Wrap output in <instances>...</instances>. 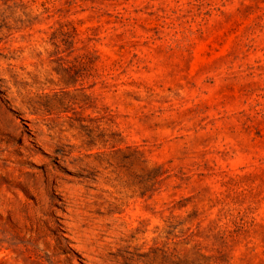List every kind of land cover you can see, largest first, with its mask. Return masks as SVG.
Wrapping results in <instances>:
<instances>
[{"label":"rangeland","instance_id":"obj_1","mask_svg":"<svg viewBox=\"0 0 264 264\" xmlns=\"http://www.w3.org/2000/svg\"><path fill=\"white\" fill-rule=\"evenodd\" d=\"M0 264H264V0H0Z\"/></svg>","mask_w":264,"mask_h":264}]
</instances>
